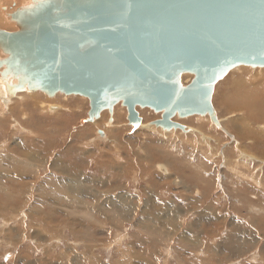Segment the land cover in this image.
I'll use <instances>...</instances> for the list:
<instances>
[{"label":"rangeland","instance_id":"1","mask_svg":"<svg viewBox=\"0 0 264 264\" xmlns=\"http://www.w3.org/2000/svg\"><path fill=\"white\" fill-rule=\"evenodd\" d=\"M24 1L0 0L2 12L7 14L9 22L8 14L12 10L15 12L31 3V0ZM0 57L3 58L1 53ZM193 78L184 75L182 83L188 85ZM240 79L242 83L248 81V84L235 85ZM256 81L261 82L260 86L255 84ZM263 83L264 69L240 67L216 86L212 105L223 130L212 124L209 117H176L174 122L185 126L187 132L168 133L151 125L161 119V114L140 108L137 112L149 127L134 130L129 126L127 110L121 104L114 108L112 117L105 111L97 123H88L89 100L64 94L54 98L42 92L23 94L22 98L14 99L9 111H3L5 107L0 108V240H3L0 241V263L4 262L5 255L13 261L8 264H17L16 260L19 263L22 258L25 262L29 260L26 257L34 248L21 243L24 236H21L22 226L18 217L21 212H30L31 223L35 222L36 215L38 220L48 218L47 223L54 220L51 228L33 230L32 240L43 245L39 248H43L44 255H39L43 259L32 264H264ZM250 88L258 94L250 95ZM240 98L247 101L249 113L244 109H234L235 101ZM50 105H62V109H71L72 112H61L64 111L61 108L50 110ZM33 126L43 129L36 132ZM99 129L106 132V139L98 136ZM174 142L186 147L189 154L175 151ZM161 148H164L162 152ZM72 150L75 153L86 152V156L71 163L69 154ZM84 162L91 163L90 171L85 174L82 170L77 172L84 167ZM163 163L171 167L175 175H164L158 166ZM68 164L79 165L74 169ZM105 173L107 175L104 176ZM155 175L158 177L153 181L157 184H152L151 188L158 193L156 202L174 205L167 210L174 214L168 217L173 220L169 226L165 223L162 229L152 221L143 229H137L140 215H145L144 221H147V216L155 215L150 211V203L146 205L145 201L148 189L145 185H151L149 180ZM161 176L163 181L159 179ZM68 186L70 191L66 189ZM74 187L75 192L72 190ZM190 188L200 191L191 192V197L197 201L206 194L205 190H213L211 198L202 200L204 203L213 201L211 209L218 210L217 219L199 223L198 214L193 215L194 210H186L191 209L189 205L183 206L185 209L177 219L174 217L180 201L189 196L187 191L190 192ZM175 191L179 193L175 195ZM162 192L166 193L164 197L159 195ZM130 195L138 197V202L144 200V204L136 201L131 208H126L127 203L124 207L118 204V208L110 205L111 201ZM70 201H75L74 206ZM202 205L199 209L206 210ZM117 209L122 215L134 212L138 217L127 224L115 223L113 219L118 217ZM196 217L195 222L193 219ZM191 223L195 224L192 229ZM13 227L20 231L19 237L16 236L18 232L13 234ZM188 230L194 232V238L196 234H206L199 236L205 250L193 252L192 257L185 256L182 262L178 258L163 260L162 252L165 249L177 252V239L182 235L186 240ZM85 231L92 236L86 237ZM170 233L175 234L174 237H169ZM163 234L166 237L161 236ZM153 240L160 243V247L156 246L158 250L165 248L159 256L153 250ZM54 256L66 262L58 263ZM85 257L90 260L82 261Z\"/></svg>","mask_w":264,"mask_h":264},{"label":"water","instance_id":"2","mask_svg":"<svg viewBox=\"0 0 264 264\" xmlns=\"http://www.w3.org/2000/svg\"><path fill=\"white\" fill-rule=\"evenodd\" d=\"M9 17L19 31L0 30L6 100L84 97L88 123L121 104L134 130L137 108L161 114L151 125L165 132H187L176 117L219 127L216 86L240 67L264 69V0H31Z\"/></svg>","mask_w":264,"mask_h":264},{"label":"crops","instance_id":"3","mask_svg":"<svg viewBox=\"0 0 264 264\" xmlns=\"http://www.w3.org/2000/svg\"><path fill=\"white\" fill-rule=\"evenodd\" d=\"M189 162H192V161H189ZM68 165L71 166V167H73L74 169H76L75 166L77 167L79 164H68ZM83 166L84 167H82L80 169H77L76 171L79 172V170H82V172L84 174L87 172V170L90 171V169H91V163L90 162H84ZM158 166H165L166 167V165L164 163H163V165H158ZM120 171H122V169ZM196 173H197V171H196ZM105 175H107V174H104V176ZM114 175L115 174L110 175V176H114ZM118 176L119 177L120 176L121 177H124L125 175H118ZM157 177H158L157 175L151 176V180H149V183H151V185H148V186L145 185V187L148 188L147 191H146V193H145L146 196H147V198L145 200L146 201V205L150 203V205H149V206H151L150 211L152 213H154L155 215H154V217H150L149 216L150 219L148 218L147 221H144V218H143V216H145L144 214H143V216L140 215L139 217H140L141 221H140V225H138L137 229H139V228L140 229H143L146 226V224L151 223L150 222L151 220H152V223L155 222V225L158 226V228H160V229L163 228V225L165 223H167L168 226H169L170 223H172L173 218L168 219V217H171L170 215H172L173 213H168L167 210H168V208H170V209L173 208L174 205L173 204H170V205L167 206L166 205L167 202H164V203H161V204L157 203L156 202V197H158L157 196L158 193H156L157 191L155 189L151 188L152 184H157V183H155L156 181H153V178H157ZM162 178H163L162 176H161V178H159L160 181H163ZM190 190H191L190 192L187 191V193H188L189 196L186 197V199L184 201L183 200L180 201V206L178 205V208H177L178 211L176 212V215L174 217H176V219H177V217L180 215V213L182 211H184V209H185L183 206L189 205V206H191V209H186V210H194V212L192 214L193 215L194 214H198V216L200 217L199 223H203V222H206V221H212V220L217 219V217L219 216V214L217 213L218 210L213 211L211 209L212 208V204H213L212 202L213 201L212 202L206 201L204 203L205 200H202V198H207V199L208 198H211L212 197V194H213L212 193L213 190H209V188H208V190H205V193L206 194L202 193L204 195H202V197H201V199L199 201H197V199H194L193 197H191V192L192 191H196L198 193L200 191H198V189H194V188H190ZM178 193H179L178 191L177 192L175 191V195L178 194ZM140 194L141 193L138 191V196ZM180 194H182V193H180ZM159 195H160V197H164L166 195V193L165 192H162ZM130 196H131L130 198L129 197H126V198H129L130 199V203H132L133 205H135V202L136 201L138 202L137 198H135V195H130ZM152 197H155V198L152 199ZM180 198H181V195H180ZM121 200H122V204H120V203L119 204L122 205V207H124L123 204L125 203L124 201H126V199L125 200L124 199H121ZM138 203L144 204V200L139 201ZM201 204H203L202 205L204 207L203 209H205V208H207V209L204 210V211L200 210L201 208L199 209V207H200ZM144 212H147V209ZM6 214L9 215V213H6ZM29 214H31V213L30 212L29 213L28 212H25V213H22L21 212L20 216L18 217L19 224H21V226H22V228H21V232H22L21 233V236L24 235V237H22L24 239L21 240V243L24 244V245H27L28 244L29 245L28 248H34V251L31 254H28V257H26L27 259H29V260H27V262H25L24 258H22V259H19V263L16 260L17 264H25V263L32 264V263L36 262L37 259H43V256H39V255H44L43 252H42L43 248H39L40 246L43 247V245L42 244L39 245V244H37V242H35V240H32V238L34 236V235H32V232H33L34 229L35 230H38V229L42 230V229H46V228L53 227V225H52V222L54 221L53 219H50V222L47 223L48 218H46L44 220H38V216L36 215V216H34L35 222L34 223H31V220H30L31 217H29L31 215H29ZM118 214H119L118 215V218H121L122 219V221L120 222L121 224H127V223L131 222L134 217H138V216H134V212L128 213L126 215H122V213L118 210ZM156 214H157V216H156ZM43 218H45V217H43ZM197 218L198 217H196V219H193V220L196 222L197 221ZM190 226H191L190 229H192L195 226V224L191 223ZM152 227H154L155 229H157L153 224H152ZM147 228L150 229V226L147 225ZM13 229L15 231L13 234H15V233L18 232L16 230V227H13ZM165 229H167V228H165ZM19 232H18V234H16L17 237H19ZM193 233L194 232L188 230L186 232V237H185L186 240H184V237H182V235H180L178 237V239H177V242H178V250H177V252H174L173 250L168 251V250H166L164 248L163 245H162L163 246L162 249L158 250V248L160 247L159 246L160 243H156V240H154V242L152 243V246H155V249H153V250H155V255L157 254L159 256L161 254V252L165 249V251L162 252V259L163 260L164 259L165 260H167V259L168 260L169 259L172 260V259L178 258V260H180L182 262L183 260L186 259V257L191 256L193 252H201L202 250L204 251L205 250L204 249L205 244L202 243V242H200L199 236L202 237V236H204L206 234L205 233L196 234V236L194 238ZM174 235L175 234H171L170 233L169 234V237H174ZM161 236L166 237L164 234L161 235ZM13 239L17 240V238H13ZM82 245L83 244H81L80 246H82ZM21 246L23 247V245H20V247ZM156 246H159V247L156 248ZM173 252H174V254H172ZM84 255H86V254H84ZM183 255H184V257H183ZM5 257L7 259L6 260L3 259L4 262L3 263H0V264H8L9 262L12 261V260H10V257L9 258L7 257V255H5ZM54 257L57 258L58 263L66 262V260H60L59 261V258H60L59 256H54ZM89 260H90L89 258L86 259V257H85V258H83L82 261L86 262V261H89ZM188 260L189 259L187 258V261ZM94 261L95 262H98L97 260H94ZM151 262H154V261H151Z\"/></svg>","mask_w":264,"mask_h":264},{"label":"bare ground","instance_id":"4","mask_svg":"<svg viewBox=\"0 0 264 264\" xmlns=\"http://www.w3.org/2000/svg\"><path fill=\"white\" fill-rule=\"evenodd\" d=\"M28 0H26V2H27ZM23 2H25L24 0H23ZM17 3H19L18 1H17ZM27 4V3H26ZM20 6V5H19ZM23 7H25V6H23ZM23 7H21V8H23ZM21 8H19V9H21ZM14 10H12V13H14L13 12ZM8 12V11H7ZM12 13H10V14H8V15H11ZM8 18H10V17H8ZM11 22V21H10ZM10 22L8 21V19H7V14H5V13H3L2 12V8L0 7V30H5V29H9L10 30V32L11 33H13V32H17V31H19V29H18V27L16 26V24L15 23H13V22H11V23H13V24H10ZM7 25V26H6ZM14 28H17V30L16 31H12V29H14ZM7 31V30H6ZM0 53H1V51H0ZM1 55H3L2 53H1ZM4 57V56H3ZM0 58H2V57H0ZM192 76V75H191ZM191 79V78H190ZM242 79H240L238 82H236L235 83V85H243V84H245V85H247L248 84V81L247 82H244V83H242ZM15 83V82H14ZM241 83V84H240ZM255 83V82H254ZM260 83L261 82H258V81H256V85H259L260 86ZM264 84V83H263ZM263 84H262V86H263ZM235 87V86H234ZM245 87V86H244ZM261 88V87H260ZM240 89V88H239ZM246 89H248V87L246 88ZM264 90V89H263ZM5 89H4V85L2 84V81H1V79H0V105H1V107L0 108H4V110L3 111H5V109L6 110H8L9 111V107L11 106V104H13L14 102V99H20V98H22L23 96H21V95H23V94H27L28 95V93L29 92H24V93H18V94H16L12 99H10V100H6V98H5ZM260 92V91H259ZM41 93V92H40ZM253 93H254V95H253ZM33 94V93H32ZM31 94V95H32ZM35 94V93H34ZM249 94L250 95H253V96H255V94H258L257 93V91L255 90H252L251 88H250V91H249ZM30 95V96H31ZM249 95V96H250ZM34 96V95H33ZM66 97H80V96H67V95H65ZM32 97V96H31ZM244 98V97H243ZM243 98H240L238 101H235V103H234V109H236V111L237 110H242V109H244V110H246L247 112H248V105H247V101H244V100H242ZM260 98V97H259ZM262 98H264V96H262ZM24 99H25V97H24ZM255 99V98H254ZM252 100H253V97H252ZM260 100V99H259ZM263 100V99H262ZM19 101V100H18ZM25 101V100H24ZM256 101V100H255ZM5 102H8V103H5ZM22 102H23V100H22ZM38 102V101H37ZM221 102V101H220ZM263 103H264V100L262 101ZM17 103V102H16ZM8 104V105H7ZM52 104V103H51ZM14 105H16V104H14ZM40 105V104H39ZM17 106V105H16ZM46 106V105H45ZM90 106V105H89ZM226 106V105H225ZM254 106V105H253ZM252 106V107H253ZM256 106V105H255ZM261 106H262V104H261ZM41 107H43V105L41 106ZM51 107H53V108H51ZM221 107V106H220ZM28 108V107H27ZM53 109V110H57V109H59V108H61L62 109V105H50V106H48V109ZM43 109V108H42ZM50 109V110H51ZM224 109V108H223ZM222 109V110H223ZM226 109V108H225ZM258 109H259V107H258ZM16 110V109H15ZM18 110V109H17ZM46 110V109H45ZM62 110H64V111H61V112H68V113H70V111H71V109H68V110H65V109H62ZM90 110V109H89ZM260 110V109H259ZM2 111V112H3ZM250 111V110H249ZM263 111V110H262ZM46 112V111H45ZM52 112H55V111H52ZM58 112H60V111H58ZM72 112V111H71ZM108 113H109V111H107ZM241 112V111H240ZM252 112V111H251ZM260 112V111H259ZM56 113V112H55ZM105 113V112H104ZM223 113V112H222ZM235 113V112H234ZM242 114L244 113V112H241ZM249 113V112H248ZM255 113V112H254ZM254 113H253V115L252 116H254ZM251 114V113H250ZM256 114V113H255ZM217 115V114H216ZM261 115V114H260ZM255 117V116H254ZM259 117V116H258ZM264 117V116H263ZM256 118V117H255ZM35 119V118H34ZM217 119H218V116H217ZM104 120V119H103ZM125 120V119H124ZM178 120V119H177ZM219 120V119H218ZM122 121V120H121ZM175 121H176V119H175ZM257 121V120H256ZM113 122H115V121H113ZM260 122V121H259ZM93 123H97V120H95ZM219 123H220V126L218 127V128H220V129H222V124H221V121H219ZM31 124V123H30ZM249 124V123H248ZM24 125H26V124H24ZM23 125V126H24ZM44 125V124H43ZM53 125V124H52ZM101 125V124H100ZM114 125V124H113ZM55 126H56V124H55ZM103 126V125H102ZM30 127V126H29ZM28 127V128H29ZM34 127V126H33ZM97 127V126H96ZM144 127H149L148 125H146L145 123H143L142 122V126H141V129L143 128L144 129ZM264 126H262V128H263ZM19 128V127H18ZM31 128V127H30ZM43 128L40 126H38V127H34V130L36 131V132H40L41 130H42ZM83 129V128H82ZM84 130V129H83ZM115 130V129H114ZM117 130V129H116ZM115 130V131H116ZM223 130V129H222ZM169 133V132H168ZM99 137H101V138H105L106 137V132H104L103 130H100L99 129V135H98ZM106 139V138H105ZM155 140V139H154ZM149 141V140H148ZM146 142V141H145ZM150 142V141H149ZM169 142V141H168ZM146 143H148V142H146ZM165 144V143H164ZM164 144H162V146H164ZM36 145V144H35ZM165 145H167V144H165ZM173 147H174V150L175 151H177V152H180L181 154L182 153H185L186 154V147L184 148V147H182V146H180L177 142H174L173 144ZM159 147H161L160 145H159ZM167 148H168V146H167ZM164 150V148H161V150H160V152H162ZM188 153V152H187ZM72 154H74L75 155V158H73L72 157ZM189 154V153H188ZM213 154V153H212ZM212 154H211V156L209 157V158H211L212 157ZM146 155V154H145ZM82 156H86V152H82V153H79V152H77V153H75V151H71V153L69 154V157H71V163H74L75 161H77L78 162V160H81L83 157ZM136 157V156H135ZM149 157V156H148ZM136 158H138V157H136ZM186 158V157H185ZM132 159V158H131ZM190 159H192V158H190ZM208 158H206V160H207ZM129 160V159H128ZM210 161H212V159H209ZM195 161V160H194ZM202 161V160H201ZM112 163V162H111ZM131 163V162H130ZM147 163V162H146ZM167 163V162H166ZM203 163V162H202ZM53 165L52 166H54V163H52ZM166 165V164H165ZM170 165V164H169ZM113 166H116L115 164H113ZM76 167V166H75ZM167 167V168H166ZM160 166L159 167V169L161 170V171H163L164 172V175H169V176H171V175H175V174H173L172 173V168L171 167H168V166ZM120 168H121V166H120ZM48 169V168H47ZM49 169L51 170V167H49ZM117 173H118V168L117 167H115V169H114ZM121 170V169H120ZM106 174V173H105ZM109 175H112L111 173H108ZM178 175V174H177ZM92 176V175H91ZM68 181H71V179L70 180H68ZM102 182V181H101ZM114 182V184H116L115 183V180L113 181ZM177 181H175V183H176ZM183 182V181H182ZM135 183V182H134ZM184 183H186V182H184ZM118 184V183H117ZM116 184V185H117ZM177 184V183H176ZM180 184V183H179ZM176 186V185H175ZM180 186V185H179ZM69 186L66 188V189H68L69 190ZM72 189V188H71ZM74 192H75V190H76V188L74 187L73 189H72ZM56 191V190H55ZM70 191V190H69ZM121 193V192H120ZM215 193V192H214ZM59 194V193H58ZM125 194V193H124ZM128 194V193H127ZM126 194V195H127ZM216 194V193H215ZM131 197V196H130ZM129 197V198H130ZM123 198V197H122ZM129 198H126V197H124V199H126V201H124L125 203H127V205L124 203L123 205L125 206L126 205V208H128V206H129V208H131L132 207V203H130V199ZM134 198V197H133ZM138 198V197H137ZM71 200V199H70ZM68 202V201H67ZM56 203V202H55ZM69 203V202H68ZM74 203H75V201H74ZM74 203H72L71 201H70V205H73ZM78 203V202H77ZM122 204V200H121V198H117L116 200H113V201H111V203H110V205H112V206H115L116 208H118V204ZM160 203H162V202H160ZM105 205H107L106 203H104ZM129 204V205H128ZM108 205H109V203H108ZM166 205L168 206V205H170V204H167L166 203ZM29 206V205H28ZM74 206V205H73ZM75 207H76V205H75ZM108 207V206H107ZM30 209V208H29ZM31 210V209H30ZM118 210V209H117ZM136 210V209H135ZM119 215V214H118ZM80 216H82V215H80ZM85 216V215H84ZM147 216V215H146ZM150 217H152V216H150ZM150 217L149 216H147V219L149 218L150 219ZM23 220V219H22ZM113 221L115 222V223H120L121 221H122V219L121 218H116V219H113ZM152 221V220H151ZM113 223V222H112ZM125 223V222H124ZM121 224V223H120ZM140 225V224H139ZM118 226V225H117ZM115 227V226H114ZM138 227V226H137ZM140 229V228H139ZM78 230H76V232H77ZM86 237H90V236H92V234L91 233H88V231H85L84 233H83ZM24 236V235H23ZM154 237V236H153ZM122 240V239H121ZM0 241H3V240H0ZM115 241V240H114ZM154 241V240H153ZM77 250V249H76ZM2 251V250H1ZM43 251V250H42ZM132 252V251H131ZM3 255V254H2ZM239 255V254H238ZM240 255H241V253H240ZM117 256V255H116ZM2 257V256H1ZM0 257V258H1ZM238 257V256H237ZM6 258V257H5ZM5 258H3V259H5ZM12 258V257H11ZM230 258V257H229ZM15 259V258H14ZM216 259V258H215ZM224 259V258H223ZM226 259V258H225ZM6 260V259H5ZM217 260V259H216ZM228 261V260H227ZM228 264V263H227Z\"/></svg>","mask_w":264,"mask_h":264},{"label":"flooded vegetation","instance_id":"5","mask_svg":"<svg viewBox=\"0 0 264 264\" xmlns=\"http://www.w3.org/2000/svg\"><path fill=\"white\" fill-rule=\"evenodd\" d=\"M160 167V166H159ZM163 167V166H162ZM160 170V169H159ZM161 171V170H160ZM161 172H163V171H161ZM164 173V172H163Z\"/></svg>","mask_w":264,"mask_h":264}]
</instances>
